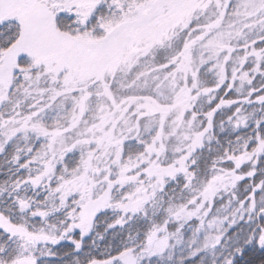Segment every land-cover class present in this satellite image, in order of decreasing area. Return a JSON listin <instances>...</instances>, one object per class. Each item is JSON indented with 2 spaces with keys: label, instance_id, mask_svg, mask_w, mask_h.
I'll return each mask as SVG.
<instances>
[{
  "label": "snow or ice",
  "instance_id": "obj_1",
  "mask_svg": "<svg viewBox=\"0 0 264 264\" xmlns=\"http://www.w3.org/2000/svg\"><path fill=\"white\" fill-rule=\"evenodd\" d=\"M0 264H264V0H0Z\"/></svg>",
  "mask_w": 264,
  "mask_h": 264
}]
</instances>
